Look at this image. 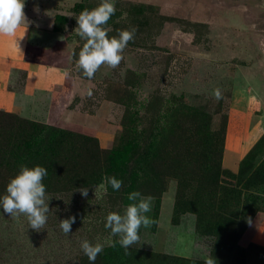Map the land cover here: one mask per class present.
<instances>
[{
  "label": "rangeland",
  "instance_id": "1",
  "mask_svg": "<svg viewBox=\"0 0 264 264\" xmlns=\"http://www.w3.org/2000/svg\"><path fill=\"white\" fill-rule=\"evenodd\" d=\"M100 2L24 0V24L39 17L69 56L56 71H2L10 90L20 92L29 72L43 85L0 106V194L21 165H41L50 199L40 230L0 209V264H93L83 239L115 242L94 264H264V0H115L107 35L134 37L116 67L89 78L77 66L86 41L76 16ZM29 122L63 134L43 150ZM239 169L256 175L247 189L226 183ZM108 175L122 180L119 190L101 186ZM132 191L151 196L154 222L126 252L104 222ZM69 215L76 222L64 233Z\"/></svg>",
  "mask_w": 264,
  "mask_h": 264
},
{
  "label": "clouds",
  "instance_id": "2",
  "mask_svg": "<svg viewBox=\"0 0 264 264\" xmlns=\"http://www.w3.org/2000/svg\"><path fill=\"white\" fill-rule=\"evenodd\" d=\"M24 0H0V34L14 35L27 20L23 11ZM115 0H101L92 9H83L77 20V33L86 42L78 52L77 66L82 69L83 75L91 78L96 70L107 64L116 67L122 59V50L127 42L134 37V29L121 30L118 36L109 37L108 29L103 27L115 13ZM26 28L24 29L25 33ZM62 38V37H61ZM91 94V92H89ZM217 99L220 98L219 90H214ZM47 175V169L41 165L28 167L21 165L19 171L10 178L4 193L0 194V209L9 215L23 213L31 228L40 230L46 223V213L49 210L45 184L43 177ZM112 189L119 190L122 180L115 175L104 177V184ZM78 191L87 197L89 188L80 186ZM128 200L132 203L124 207L122 213L110 211L105 217L104 226L111 230L112 235L119 236V244L127 252L129 246L140 240L138 230L141 225L150 226L154 221L146 213L151 211V196H145L140 191L128 193ZM76 222L74 215L60 220L59 227L64 233H70L72 224ZM114 241L92 243L88 239L80 242V248L86 254L90 262H95L96 257L104 247L114 246ZM206 264H216V260L209 257Z\"/></svg>",
  "mask_w": 264,
  "mask_h": 264
},
{
  "label": "crops",
  "instance_id": "3",
  "mask_svg": "<svg viewBox=\"0 0 264 264\" xmlns=\"http://www.w3.org/2000/svg\"><path fill=\"white\" fill-rule=\"evenodd\" d=\"M39 19L37 17L33 19L35 22L21 25L14 35L0 34V106L10 108L18 105V100L25 101L26 97L35 96L43 85L40 78L29 72L20 92L8 89L7 83L1 79L2 71L7 66L55 71L66 66L68 42L60 32L42 27L37 21Z\"/></svg>",
  "mask_w": 264,
  "mask_h": 264
},
{
  "label": "trees",
  "instance_id": "4",
  "mask_svg": "<svg viewBox=\"0 0 264 264\" xmlns=\"http://www.w3.org/2000/svg\"><path fill=\"white\" fill-rule=\"evenodd\" d=\"M2 116L7 120L8 118H11L14 120V122H21L23 125H25V120H19L14 115L11 116L10 114H2ZM33 128L37 131V138L35 140H40L37 144L39 147H43L44 149H47L53 144L54 138L58 137L60 133L63 134V132H60L59 129L45 124H39L35 122H29ZM89 140V139H86ZM32 150V147H30ZM36 150H39V148H36ZM227 181L226 183L229 184L231 181L230 179L234 180L235 183L243 184L244 186L242 188L247 189L249 185H251L254 179H256V175H248V172H246L244 169H239V172L236 174L229 173L226 175ZM254 176V177H253Z\"/></svg>",
  "mask_w": 264,
  "mask_h": 264
}]
</instances>
